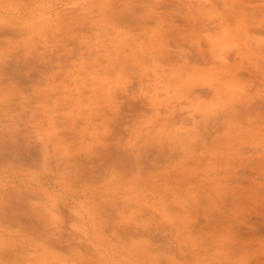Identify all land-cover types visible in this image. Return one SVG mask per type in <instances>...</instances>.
<instances>
[{
  "label": "rangeland",
  "instance_id": "obj_1",
  "mask_svg": "<svg viewBox=\"0 0 264 264\" xmlns=\"http://www.w3.org/2000/svg\"><path fill=\"white\" fill-rule=\"evenodd\" d=\"M0 264H264V0H0Z\"/></svg>",
  "mask_w": 264,
  "mask_h": 264
}]
</instances>
